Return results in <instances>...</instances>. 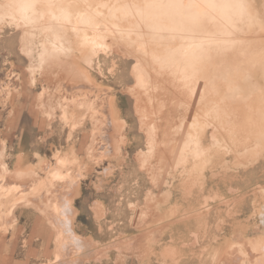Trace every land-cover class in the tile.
I'll list each match as a JSON object with an SVG mask.
<instances>
[{
	"label": "rangeland",
	"instance_id": "rangeland-1",
	"mask_svg": "<svg viewBox=\"0 0 264 264\" xmlns=\"http://www.w3.org/2000/svg\"><path fill=\"white\" fill-rule=\"evenodd\" d=\"M65 1L122 28L110 47L41 1L0 0V264H264V0L236 4L260 23L244 31L155 35L198 47L189 87L172 59L139 85L157 65L114 8L125 0Z\"/></svg>",
	"mask_w": 264,
	"mask_h": 264
},
{
	"label": "bare ground",
	"instance_id": "bare-ground-1",
	"mask_svg": "<svg viewBox=\"0 0 264 264\" xmlns=\"http://www.w3.org/2000/svg\"><path fill=\"white\" fill-rule=\"evenodd\" d=\"M28 1L29 2L27 4V7L31 10L35 9V5H36L35 1H41L40 3L43 2V5L46 4V5H44L46 7V13L43 16L56 18L58 20L65 19L66 21H69V22H71V20L75 17L74 19L78 18V19H80L79 21L86 23L87 24L86 29H81L82 30L81 33H83L81 36H83L82 38L84 40V43L87 46H90L92 49L94 48V45L99 47L98 41H100V40H102L101 41L102 44H100V46L107 45L104 43V40L107 41L106 38L109 36H112L114 31L111 32V30L112 29L117 30L118 28H120L119 25H117L116 23L113 24L112 28H110L111 27L110 25H109L110 27H108V25L107 26L105 25L106 26L105 27L104 25H101L100 22H97L94 19V18H96L95 15L101 14V12H99L95 8H94L95 9L94 13L92 12L93 10L88 9L85 11L83 16L77 17V16H74L72 11L70 10V7L66 4L65 0H28ZM88 1H93V0H88ZM182 1H188V0H182ZM200 1H202V0H200ZM204 1L208 2L206 6H203V7H206V10H207V12L204 16H202V14H203L202 8L203 7H201V4H199V8H201V10H200V13H198V14H196V11L194 10V6L189 8L185 3H183V4L180 3L177 6H174L173 4L169 3L168 6L172 9L168 8V10L167 9L164 10L161 8L160 5L156 4L154 2V0H145V3H143L142 5L141 4L140 5L139 4H130V1L128 2L125 0L124 4L123 3L121 4L119 2V4L117 3L114 6L115 9L121 8V10L123 11L122 13H123V16L125 17V19L128 17H131V16L137 17L139 19V20L136 19V20L130 21V22H137V23L134 24L135 27L131 26L128 29V31H130V32L136 31L137 32L136 34L139 35V37H138L139 46L143 50L146 51L145 52L146 56L149 55L152 58L153 64L157 65L156 66L157 68L155 69V72H156L155 76H154V74H151V73H149L148 76L147 75L145 76L147 79L144 77L143 74H140L139 76H137L139 85L142 86V84H147V83L148 84H156V82H158L160 80L163 81L164 80V74H163L164 70H166L167 68H172V67L166 66L168 64V61H170L171 59L173 61L177 62V63H175V65H178L182 68L181 69L182 76H180L176 79L177 82L173 81V84H176V83L179 84L180 82H184V84H181L184 87L190 86V83H192L194 81V77L196 78L195 73L198 72L197 69L199 67H200V69H202V67H203L201 65V63H199L200 60H198L199 57H198L197 53H195L196 49L198 48L195 46V43L194 44L182 43V41L185 40V38L182 37L180 40L179 36L176 37V36L171 35L170 38H166L164 36L161 37L159 35H158V37L155 36L158 33H163L166 31V32H171L173 34L174 32H177L179 30L181 31L183 29L191 32L190 28H182V27H184V25H186V24L191 25L192 23L195 24V23L201 22V21H202L201 23H203L205 25L206 24L208 25L211 23H215L216 25L220 24V25H222V28H223L222 30L226 31V32H229V30H238V31L242 30V31H244V26L249 27L250 25H255V24L259 23L257 20H254V21L251 20V19H254L252 17L256 14L253 10L250 9V7L248 5L243 4V8L248 10V13L247 12L246 13L249 15H245V16L243 15L242 17H240L237 14L238 9L241 5L237 8L236 4H238V2H239V4H241V2H243L242 0H204ZM38 4H39V2H38ZM43 5H42V7H43ZM196 6H198V4H195V8H196ZM187 9H189V10H187ZM186 11H188V12L186 13ZM75 14L77 15V13H75ZM182 15H184L183 18H182ZM81 17L85 20L81 19ZM256 17H258V16H256ZM77 21L76 22L73 21V23H77ZM79 23L81 24V22H79ZM183 23H184L183 26H181V27L178 26V24L180 25ZM66 24H68V23H66ZM77 25H79V24L77 23ZM238 25L243 26L242 29ZM69 27H71L70 23H69ZM125 28H123V29H125ZM230 28H232V29H230ZM87 29H88V31H87ZM120 29H122V28H120ZM74 30L76 31V32L74 31L75 33L80 32V29L77 26L74 27ZM125 35H123V37ZM127 35H128V33H127ZM81 36H80V38H81ZM126 37H129V35ZM126 37L124 39H127ZM117 38H118V36H117ZM119 39H121V37ZM76 40L74 43L77 42ZM167 40H169V41L167 42ZM81 41H82V39H81ZM137 44H138V42H137ZM72 45H71V47H72ZM105 47H110V46L107 45ZM100 48H102V47H100ZM85 50H87V49H85ZM140 60L141 61H139V67L140 66L142 67L143 60H146V58H142ZM148 64H150V63H148ZM205 65H206L205 67L211 68V61H210V63H206ZM212 65H213V63H212ZM200 69H199V71H200ZM136 70H137V68H136ZM202 70H201V72H202ZM177 71H178V69H177ZM190 71L193 74H191V75L188 74V72H190ZM138 74H139V72H138ZM156 86H158V85H156ZM154 89H156V88H154ZM146 105H148V104H146ZM148 112H146V113H148Z\"/></svg>",
	"mask_w": 264,
	"mask_h": 264
}]
</instances>
